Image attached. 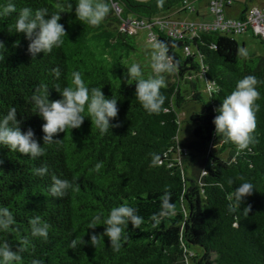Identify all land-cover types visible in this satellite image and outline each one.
<instances>
[{"label": "trees", "instance_id": "obj_1", "mask_svg": "<svg viewBox=\"0 0 264 264\" xmlns=\"http://www.w3.org/2000/svg\"><path fill=\"white\" fill-rule=\"evenodd\" d=\"M7 2L0 0V5ZM13 2L17 11L25 6L45 7L50 13L63 8L59 22L66 35L60 47L33 57L24 34L9 31L16 14L0 17V41L5 45L0 49V113L15 107L22 131L31 127L43 144L44 121L35 112L32 96L44 86L50 100L60 99L58 90L75 86L78 74L86 87H102L105 96L118 98L114 122H119L101 134L85 117L79 128L56 134L59 141L46 143L44 155L35 159L0 146V206L14 216L0 239L20 250L19 264L34 259L42 264H264V54H246L233 32L176 38L154 26L158 18L182 19L179 13H190L180 10L184 0H107L109 12L97 26L76 19L75 0ZM195 13L200 15L197 6L190 14ZM209 16L200 21L209 20L211 12ZM130 19L143 23L155 34L154 41L166 45L173 64V73H163L166 99L159 113L144 110L135 97V82L125 79L132 63L141 65L145 78L153 75L150 51L136 42V34L121 29ZM247 75L258 80L259 108L253 142L239 150L215 133L213 119L224 96ZM200 76L208 85L206 98L198 85ZM185 102L198 109L189 119L192 137L181 144L178 112ZM82 115L87 116L86 107ZM97 162L102 164L99 170ZM192 163L195 171L188 176ZM45 164L48 174L35 175L33 170ZM52 176L72 181L73 187L63 197L51 196ZM241 178L254 190L232 212L228 196ZM164 193L170 194L173 207L160 215ZM120 203L134 207L142 224L132 228L129 222L119 251H113L106 236L92 245L90 234L102 235L104 226L87 229L88 221ZM35 216L49 224L47 239L31 236L29 220Z\"/></svg>", "mask_w": 264, "mask_h": 264}, {"label": "clouds", "instance_id": "obj_2", "mask_svg": "<svg viewBox=\"0 0 264 264\" xmlns=\"http://www.w3.org/2000/svg\"><path fill=\"white\" fill-rule=\"evenodd\" d=\"M75 17L87 25H99L109 12L107 0H75ZM68 7L72 10L73 4ZM60 11L50 13L45 7L33 9L25 6L17 11V6L13 0H8L6 4L0 5V17L10 16L15 13V20L9 26L10 32L23 33L29 41L28 52L35 57L38 53H48L53 48L60 47L66 35L65 27L60 23ZM3 41H0V49H4ZM154 49L151 55V68L153 75L144 77L139 63H132L127 66L125 74L126 81L135 82V97L142 108L148 113H159L165 102V95L161 89L166 86L163 73L171 72L173 64L167 55V47L161 41H154L151 45ZM57 75L59 73L57 72ZM75 86H67L59 89L60 99L50 100L47 88L37 90L32 96L35 112L43 119L41 125L43 132V144L35 138L34 130L28 127L22 131L21 121L17 119V109L10 107L6 113H0V146H5L9 150L28 155L30 158H37L46 152L45 144L53 141L54 136L66 129L79 128L85 117L94 123L98 131L103 134L112 127L119 126V122L114 118L118 115L116 96L107 97L102 91V87L88 88L83 84L80 76L74 74ZM258 80L254 75H247L237 80L234 89L224 96L220 106L215 109L217 115L213 119L215 133L226 141H231L239 150H244L253 142L252 132L256 128L255 111L259 105L255 101L259 98L260 92L257 89ZM86 107L87 116L82 115ZM2 163V161H0ZM96 170L102 167L100 162L94 165ZM35 175L45 176L48 174V166L42 165L33 170ZM52 183L48 192L53 197H63L66 192L73 187V182L52 176ZM235 189L228 196L230 201L229 211L240 209V205L248 196L253 193L254 185L243 178ZM232 184L231 179L228 180ZM173 205L170 203V194L164 193L162 196V211L165 214ZM250 205L245 206L243 211L248 213ZM153 220H159L154 214ZM131 222L132 228H138L143 217L137 214V210L128 203H120L111 207L107 215L97 214L88 221L87 229H95L98 225L104 226L101 234L91 233L90 243L96 245L100 238L106 236L110 241L113 251H119L122 241L127 240L125 229ZM14 223V216L7 208L0 206V233L6 232ZM30 231L32 237L47 239L49 224L43 221L40 216L30 218ZM83 244L86 241L82 238ZM27 245L28 240H24ZM73 245L77 240L72 241ZM19 249V246H17ZM21 261L20 250H14L7 241L0 239V264H19ZM32 264H42L40 260H33Z\"/></svg>", "mask_w": 264, "mask_h": 264}, {"label": "built area", "instance_id": "obj_3", "mask_svg": "<svg viewBox=\"0 0 264 264\" xmlns=\"http://www.w3.org/2000/svg\"><path fill=\"white\" fill-rule=\"evenodd\" d=\"M209 4L211 18L207 21L161 17L154 20V26H157L168 36L176 38H183L186 34L192 37L209 31L220 33L233 32L235 34L252 31L258 37L264 38V8H250L246 17L241 19L227 16L225 11L226 0H209ZM116 10L120 11L117 7ZM180 10L193 13L196 11V5L192 1L184 0ZM142 27L143 23L132 19L123 21L121 25L122 30L129 32L136 31ZM150 38L152 40L156 39L155 34L151 33Z\"/></svg>", "mask_w": 264, "mask_h": 264}, {"label": "rangeland", "instance_id": "obj_4", "mask_svg": "<svg viewBox=\"0 0 264 264\" xmlns=\"http://www.w3.org/2000/svg\"><path fill=\"white\" fill-rule=\"evenodd\" d=\"M234 1L245 2V0H234ZM255 1H258V0H255ZM205 10H206V13L211 12L209 7H206ZM193 15L194 14L181 12L177 15V17L182 18V19L191 20L193 19V17H195ZM131 33L136 34L135 40L140 46H143L150 51L149 53H150V58H151L152 52L154 51L151 45L154 42V40L150 38V30L147 27H143L137 30V32L132 31ZM231 36L238 41L240 46H242L243 44L245 45L244 51L246 54H251V53H254L257 55L264 54V44L262 43L261 37L258 38V36L255 35L252 31H247L246 33H243V34H231ZM172 73L171 74L169 73V77H170L169 80L171 83L175 82V77L173 76ZM183 85L184 83L181 82V86ZM198 85H199V88L202 89V92L205 98L208 97V92H209L208 85L205 82V80L201 78V76L198 80ZM186 98L190 99V97H186ZM182 106H183L182 109L178 112L179 118H180L179 141L181 144H187L190 141L192 137V133H193V127L190 124L189 119L191 117L192 112L198 109V106H196L192 102H185ZM190 165H191L190 167L188 166V170H189L188 176H191L193 171H195L194 164L192 163Z\"/></svg>", "mask_w": 264, "mask_h": 264}, {"label": "crops", "instance_id": "obj_5", "mask_svg": "<svg viewBox=\"0 0 264 264\" xmlns=\"http://www.w3.org/2000/svg\"><path fill=\"white\" fill-rule=\"evenodd\" d=\"M141 1H145V0H141ZM195 4L197 6V10L200 12V15L198 14H194L193 19L195 20H204V19H208L209 13H206L205 8L209 7L208 6V2L209 0H194ZM252 6H259V7H264V0H258V1H253L250 2L249 0H245V2H237L234 0H228V6L226 7L225 11L228 17H232V18H239L241 13L245 10V9H249Z\"/></svg>", "mask_w": 264, "mask_h": 264}]
</instances>
